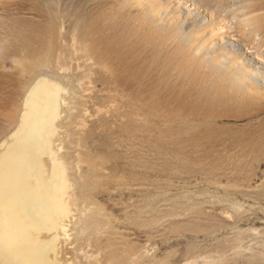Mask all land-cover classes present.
I'll return each instance as SVG.
<instances>
[{
  "label": "rangeland",
  "instance_id": "rangeland-1",
  "mask_svg": "<svg viewBox=\"0 0 264 264\" xmlns=\"http://www.w3.org/2000/svg\"><path fill=\"white\" fill-rule=\"evenodd\" d=\"M196 7L212 11L214 21L224 24L218 27L231 34L234 44L228 51L240 60L246 51L245 64L252 69L261 66L264 72V66L256 62L264 60V54L257 53L259 46L264 53L260 42L264 30L251 31L264 23V0H0V100L20 90L13 103H0L3 112L11 106L15 111L14 121L0 119V143L19 123L26 88L37 76L51 75L46 71L36 75L35 70L34 79L29 75L23 57L27 51L16 44L20 31L26 36L43 35L44 30L32 27H47L54 17L53 35L60 46L73 52L74 63L85 64L87 70L81 71H89L85 80L93 93L84 135L89 157L76 170L79 177L89 172L84 188L87 197L77 201L85 208L81 214L89 210L97 225L110 217L112 236L121 235L138 248L147 247L155 253L154 264H264V112L236 117L239 110L234 106L221 107V117L213 127L222 139L208 156L205 146L187 139L198 120L179 113L177 99L168 93L194 85L206 90L215 83L236 92L243 85L241 71L233 69L222 79L207 78L212 63L226 58L218 46L217 52L205 53L206 61L196 60L211 39L210 34L200 36L207 25L193 21L199 18ZM163 16L169 21L161 29ZM118 57H123L122 64ZM138 69L143 70L139 77ZM126 78L136 83L125 84ZM156 83L160 85L143 90ZM250 83L243 90L250 88L252 94L259 90L257 105L264 107V86ZM63 88L69 97L67 85ZM167 143L177 151L171 148L169 152Z\"/></svg>",
  "mask_w": 264,
  "mask_h": 264
},
{
  "label": "bare ground",
  "instance_id": "bare-ground-1",
  "mask_svg": "<svg viewBox=\"0 0 264 264\" xmlns=\"http://www.w3.org/2000/svg\"><path fill=\"white\" fill-rule=\"evenodd\" d=\"M204 3L206 2L204 1ZM200 9L197 8L199 18L193 21L206 23L204 25L207 26L204 27L200 36L204 37L210 34L211 39L206 47V52L202 51L196 60L203 59L206 61L208 57L206 58L205 53L208 55L216 51L218 46L220 50L225 51L226 58L224 61L221 58L212 61L213 71L206 74L207 78L214 76V79L217 77L218 80L222 79V75L227 70L233 69L237 73L241 71L239 81L243 85L236 88V92L235 90L229 92L226 87L214 82L215 85L209 86L206 90H199V87L194 85L186 91L182 90L179 93L169 91L168 93L172 98L177 99L176 104L179 105V113H189V116L194 119L193 121L198 120L197 124L191 128L196 130L187 139H192L197 144L205 146L208 149L207 155L211 156L216 148L214 146L219 145L222 139L215 134V132L218 134V130H216L218 128L213 127V123L218 122L221 117L218 115L221 107L234 106L241 111L236 112V114L234 112L236 117H243L245 114H250V111L256 116L264 112V107L257 105L256 101L260 97L257 96L261 95L258 86H255L258 91L253 94L250 93L251 91L249 92L250 88L243 90L245 83L247 85L254 81L256 84L264 86V72L260 71L261 66H254L252 69L248 67V64H245L248 59L246 51L241 52L243 60L228 51L227 47L234 45L230 38L232 37L231 34L225 33L223 28L218 27L220 23H223L214 21L215 14L213 15L212 11L206 12V10L201 11ZM258 18H263V16ZM253 19L257 21V17H253ZM159 20L161 29L165 28L164 22L169 21L165 16ZM193 23L196 25L195 22ZM263 24L260 22L261 29L258 25L251 31L253 33L263 31ZM51 26L55 27L54 17H50L47 27L42 24H36L32 27H35L34 30H44L43 35L29 33L26 36L27 33L20 31L19 39L17 38L18 41L16 42L22 52L27 51V53L23 52V57L27 60L26 70L32 78L34 77V70L36 75L46 71L48 72L46 74L53 76L34 77L33 84H30L31 87L26 88L25 92L22 91L27 92V94L19 123L15 131L0 143V264H154L155 253H150L147 247L138 248L126 237L112 236L113 223L110 217L102 221L99 220L100 225H97L95 224L97 221H94L96 217H93L89 210H87L88 213L81 214L85 208L83 204H79L77 201L80 197L83 199L87 197V195L84 197V188L88 184L86 177L89 176V172L84 175L81 174L79 177L76 170L79 172L80 163L87 162V157H89V147L86 146L87 138L84 135L89 102L92 101L91 95L93 93H91L90 84L85 80L89 71L85 74H83L84 71H81L85 64L83 65L79 61L74 63L75 55L73 52L71 54L65 46H60L56 40L57 37L53 35ZM245 32L249 33L247 29ZM262 41L264 43V39H261L260 42ZM112 46L110 45L109 48L111 49ZM202 48L205 49V44ZM114 49L117 50V55H120V49L117 46H114ZM15 51L16 49L12 50L11 54L14 55ZM261 51L262 48L259 46L257 53L260 56L264 54ZM184 52V57L187 58V51ZM79 53H81L80 50ZM18 55L21 57L22 54ZM122 58L118 57L121 64ZM86 62L89 61L86 60ZM256 62L264 66V60ZM99 64L101 63L99 62ZM40 66H45L46 69L39 70ZM84 69L87 70L86 67ZM127 70L135 73V70ZM142 73L143 70L138 69L136 76L139 77ZM129 79L126 78L124 83L131 84L133 81L136 83L133 78ZM152 84L147 85L148 88L143 87V90L160 85L159 83ZM184 84L186 85V83ZM63 85H67L66 91L69 97L64 96ZM168 88L166 87L167 91ZM158 89L156 90L158 91ZM18 90L11 91L9 96L6 94L8 97L1 99L0 103H13L14 98L18 95ZM20 94L22 95L21 92ZM200 101L204 104L201 105ZM142 110L145 109L142 107ZM146 112L149 110L146 109ZM14 116L15 111L12 106L6 112L0 110V119L4 118L12 122L15 120ZM172 133L173 131H168V134ZM249 138H252V135ZM149 139L151 140L150 137ZM165 148L169 152L172 150L171 148L176 150V147L169 145V143L166 144ZM185 166L188 167V165ZM98 183L99 181L94 184L98 187ZM113 218L115 219V217ZM116 223L120 222L116 221Z\"/></svg>",
  "mask_w": 264,
  "mask_h": 264
}]
</instances>
